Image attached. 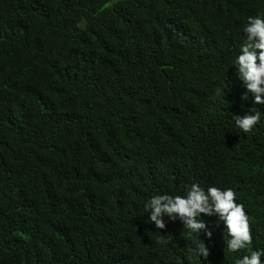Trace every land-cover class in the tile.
I'll return each instance as SVG.
<instances>
[{
    "label": "trees",
    "instance_id": "1",
    "mask_svg": "<svg viewBox=\"0 0 264 264\" xmlns=\"http://www.w3.org/2000/svg\"><path fill=\"white\" fill-rule=\"evenodd\" d=\"M257 16L264 0H0V264L150 263L166 228L146 177L184 196L214 159Z\"/></svg>",
    "mask_w": 264,
    "mask_h": 264
},
{
    "label": "clouds",
    "instance_id": "2",
    "mask_svg": "<svg viewBox=\"0 0 264 264\" xmlns=\"http://www.w3.org/2000/svg\"><path fill=\"white\" fill-rule=\"evenodd\" d=\"M244 32L234 64L248 91L226 111L214 159L184 196L168 194L158 170L146 177L144 209L157 229L166 228L148 264H264V18L248 17ZM148 133L156 159L175 153L174 132Z\"/></svg>",
    "mask_w": 264,
    "mask_h": 264
}]
</instances>
